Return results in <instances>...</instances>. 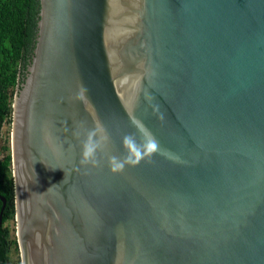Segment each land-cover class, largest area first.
I'll use <instances>...</instances> for the list:
<instances>
[{
  "label": "water",
  "instance_id": "95a60500",
  "mask_svg": "<svg viewBox=\"0 0 264 264\" xmlns=\"http://www.w3.org/2000/svg\"><path fill=\"white\" fill-rule=\"evenodd\" d=\"M10 106L20 264H264V0H37ZM133 120L161 152L113 174Z\"/></svg>",
  "mask_w": 264,
  "mask_h": 264
},
{
  "label": "trees",
  "instance_id": "16d2710c",
  "mask_svg": "<svg viewBox=\"0 0 264 264\" xmlns=\"http://www.w3.org/2000/svg\"><path fill=\"white\" fill-rule=\"evenodd\" d=\"M36 21L37 0H0V127L10 122L12 94L32 48ZM1 149L0 196L5 203L0 222V264H8L9 251L17 250L7 225L14 217L8 137Z\"/></svg>",
  "mask_w": 264,
  "mask_h": 264
},
{
  "label": "clouds",
  "instance_id": "9594fccd",
  "mask_svg": "<svg viewBox=\"0 0 264 264\" xmlns=\"http://www.w3.org/2000/svg\"><path fill=\"white\" fill-rule=\"evenodd\" d=\"M86 92V89L81 88L76 99L85 100ZM155 111L159 110L155 109ZM158 118L162 120L163 113H160ZM132 124L137 131L122 136L123 156L111 155L107 159L108 168L113 174L122 173L126 167H136L141 162L151 163L152 157L161 152L159 141L142 122L133 120ZM110 140L106 127L100 121H96L95 126L87 130L81 143L80 165L99 167V154L105 151Z\"/></svg>",
  "mask_w": 264,
  "mask_h": 264
},
{
  "label": "rangeland",
  "instance_id": "374dc122",
  "mask_svg": "<svg viewBox=\"0 0 264 264\" xmlns=\"http://www.w3.org/2000/svg\"><path fill=\"white\" fill-rule=\"evenodd\" d=\"M9 131H10V122L9 123L8 122H4L2 124V126L0 127V158L3 155V151L1 149V146L4 143V139L6 137L9 138ZM7 225L9 226V228L11 230L10 232H11L12 236L15 237V235H14V232H15V228H14L15 222H14V220L8 221ZM8 264H20L18 250L15 251L13 248H11V250L9 251Z\"/></svg>",
  "mask_w": 264,
  "mask_h": 264
}]
</instances>
